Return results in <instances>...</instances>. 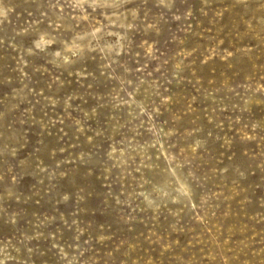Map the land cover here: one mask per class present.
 Wrapping results in <instances>:
<instances>
[{"label":"rangeland","instance_id":"1","mask_svg":"<svg viewBox=\"0 0 264 264\" xmlns=\"http://www.w3.org/2000/svg\"><path fill=\"white\" fill-rule=\"evenodd\" d=\"M0 264H264V0H0Z\"/></svg>","mask_w":264,"mask_h":264}]
</instances>
